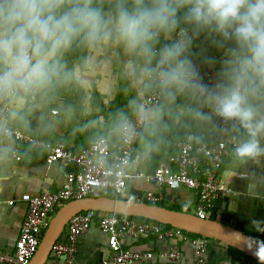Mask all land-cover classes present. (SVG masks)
Returning <instances> with one entry per match:
<instances>
[{"label":"crops","instance_id":"obj_1","mask_svg":"<svg viewBox=\"0 0 264 264\" xmlns=\"http://www.w3.org/2000/svg\"><path fill=\"white\" fill-rule=\"evenodd\" d=\"M215 30L213 24L209 30L210 45L204 43L189 49L192 54L198 50L199 60L215 62L221 76H227L235 68L232 55L235 48L230 45L234 40H226L217 31L215 35ZM161 39L174 42L172 34L170 37L162 35ZM63 63L66 75L62 74L55 86L42 90L40 97H5V103L11 108L6 123L40 139L61 142L72 152L82 151L100 137L118 144L122 122L136 115L139 103L153 90L149 74L143 71L144 59L127 53L115 43L95 48L76 43L63 54ZM248 74L247 100L258 116L264 117V82L254 74ZM161 90L163 102L160 109L147 117L128 171L123 199L159 204L168 209L175 207L196 215L194 191L181 185L167 187L148 183L139 175L153 174L160 162L177 155L178 145L190 134H198L214 142L219 132L217 121L210 114L212 102L198 97L192 89L173 90L172 96L165 89ZM54 110L59 113L53 114ZM236 133L238 144L247 139L245 129L240 128ZM260 143L264 146V136ZM15 151L20 155V161L14 158ZM46 154L44 150L18 144L0 135V258L15 254L28 214V204L22 198L40 195L46 190L59 191L64 185L65 175L73 170L59 163L48 165ZM221 179L230 191L215 203L208 219L231 226L257 241H264V231H257L252 224L256 220L264 227V157L258 161H242L234 155L233 149ZM65 231L59 239L64 238ZM207 242L204 264H258L222 242ZM121 243L123 248L131 251L154 253L177 247L185 255L180 263L153 259L129 264H198L194 247L184 240L159 241L154 235L140 239L124 236ZM113 246L114 238L94 225L79 238L77 259L82 264L109 260L113 257ZM46 264L64 262L51 252Z\"/></svg>","mask_w":264,"mask_h":264},{"label":"clouds","instance_id":"obj_2","mask_svg":"<svg viewBox=\"0 0 264 264\" xmlns=\"http://www.w3.org/2000/svg\"><path fill=\"white\" fill-rule=\"evenodd\" d=\"M0 0V99L47 90L64 73L63 54L74 44L88 48L115 43L142 57L143 71L155 73L169 96L173 90L204 91L191 59L187 29L159 49L160 38L170 37L180 19L193 35L215 24L232 50L235 71L254 74L264 82V0ZM182 14V16H181ZM155 66L153 67V61ZM216 113L238 121L247 139L234 155L242 161L264 157V117L258 116L238 88H225L213 97ZM199 115V113H198ZM264 231L260 221H252ZM256 256L264 264V241H256Z\"/></svg>","mask_w":264,"mask_h":264},{"label":"built area","instance_id":"obj_3","mask_svg":"<svg viewBox=\"0 0 264 264\" xmlns=\"http://www.w3.org/2000/svg\"><path fill=\"white\" fill-rule=\"evenodd\" d=\"M181 29H187L192 42L195 40L189 28H179L172 33L173 41L179 38ZM192 64L205 89L192 90L198 97L212 102L210 114L217 121L219 136L214 142L196 144V136L190 134L178 145L177 155L168 161L160 162L153 174L139 176L148 183L167 187L181 185L194 191L197 197L196 215L200 219H208L215 203L229 194L230 189L222 181L221 173L231 151L238 145L239 137L236 131L242 128L238 121L225 120L216 113L213 97L225 88L232 87L238 88L245 95L249 76L241 73L240 77L227 87L228 82L221 79L215 63L203 64L200 60H195ZM148 77L153 90L139 103L136 115L122 122L120 142L113 144L108 138L100 137L80 152H72L61 142L52 143L7 124L11 108L5 103V98L0 99V135L18 144L46 151L48 165L59 163L66 168H73L65 175L64 185L59 191L46 190L40 195H25L22 198L28 204V214L22 225L14 256L1 257V264H30L39 249L50 219L63 205L86 197H98L103 193H110L116 198L125 195L128 171L140 134L147 117L160 109L164 97L158 76L153 73ZM24 95L36 98L42 95V91L11 96ZM52 113L58 114L59 111L54 110ZM13 156L16 160H21L17 151ZM94 225L114 238L113 257L96 264H129L153 259L180 263L184 259V251L177 247L154 253L131 251L123 248L121 243L124 236L140 239L153 235L159 241L180 239L189 242L195 249L197 263H205L204 255L208 242L204 237H192L181 229L168 228L167 225L152 220L95 211L75 215L66 226L64 238L59 239L53 246L52 253L63 259L64 264H82L77 259L78 240Z\"/></svg>","mask_w":264,"mask_h":264},{"label":"water","instance_id":"obj_4","mask_svg":"<svg viewBox=\"0 0 264 264\" xmlns=\"http://www.w3.org/2000/svg\"><path fill=\"white\" fill-rule=\"evenodd\" d=\"M86 211L106 212L156 221L189 234L222 242L259 263L254 255L257 240L231 226L212 219H200L192 213L171 210L146 202L98 196L74 200L61 207L49 223L39 249L30 264H46L53 246L64 233L69 221L75 215Z\"/></svg>","mask_w":264,"mask_h":264},{"label":"trees","instance_id":"obj_5","mask_svg":"<svg viewBox=\"0 0 264 264\" xmlns=\"http://www.w3.org/2000/svg\"><path fill=\"white\" fill-rule=\"evenodd\" d=\"M104 8H105V11H107L108 10V8H109V5L107 4V0H104ZM181 16H182V14H181ZM212 27V25L210 26V27H208V28H206V29H204L203 31H201L198 35H194L195 36V40L191 43V46L189 47L190 49L191 48H193V49H195L196 47H197V45H199V44H201V45H203L204 43H208L209 45H210V39H209V30H210V28ZM179 28H189L191 31H192V26H190V25H187V24H185L184 22H183V20L182 19H180V22H179V25H178V27H177V29H179ZM192 33H193V31H192ZM171 42H167V41H163L161 38H160V42H159V44H157L156 45V47H157V49H159L160 47H162L163 45H165V44H170ZM190 49H188V54H187V56L191 59V61H195V60H199L198 58H197V52H198V50H196V53L195 54H192L191 52H190ZM201 61V60H200ZM203 64H207V63H210L209 61H206V60H204V61H201ZM212 63H215V62H212ZM248 76H249V74H248ZM240 77V74H238L236 71H235V68L234 69H232V71H231V73L229 74V75H227V76H221V79L222 80H226L227 82H228V85H227V87H229L235 80H237L238 78ZM248 80H249V77H248ZM249 83V81L247 82V86H246V94H245V96L247 97V87H248V84ZM192 132L193 133H195V130L193 131L192 130ZM218 132H219V130H218ZM195 136H196V138H197V141H196V144H201V143H203V142H212V141H210V139L209 138H202L201 136H199L198 134H195ZM99 196H108V197H114V196H112L110 193H103V194H100ZM122 198H124V196L122 197ZM149 204H152V203H149ZM155 205H158V206H160L159 204H155ZM64 206V205H63ZM62 206V207H63ZM171 210H176V211H179L178 209H176L175 207H172L171 208ZM138 219H140V220H149V219H144V218H138ZM168 228H172V227H170V226H168ZM190 236H192V237H196L197 235H193V234H189ZM208 241H211L212 239H207ZM231 249H233V250H236V249H234V248H232V247H230ZM236 251H238V250H236ZM251 260H253V261H255L254 259H252L251 258ZM256 263H258L257 261H255ZM259 264V263H258Z\"/></svg>","mask_w":264,"mask_h":264},{"label":"rangeland","instance_id":"obj_6","mask_svg":"<svg viewBox=\"0 0 264 264\" xmlns=\"http://www.w3.org/2000/svg\"><path fill=\"white\" fill-rule=\"evenodd\" d=\"M214 25H215V24H214ZM213 33L216 35V33H217L216 30H215ZM230 45H232L234 48H236V46H235V41H231V42H230Z\"/></svg>","mask_w":264,"mask_h":264}]
</instances>
